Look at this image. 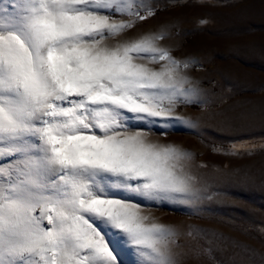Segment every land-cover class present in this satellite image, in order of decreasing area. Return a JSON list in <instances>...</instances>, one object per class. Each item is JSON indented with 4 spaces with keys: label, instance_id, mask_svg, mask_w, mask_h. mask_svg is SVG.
I'll return each mask as SVG.
<instances>
[{
    "label": "snow or ice",
    "instance_id": "6c2138e0",
    "mask_svg": "<svg viewBox=\"0 0 264 264\" xmlns=\"http://www.w3.org/2000/svg\"><path fill=\"white\" fill-rule=\"evenodd\" d=\"M152 15L0 0V264H178V233L144 209L198 196L187 153L151 138L191 123L176 110L198 100L196 61L133 34Z\"/></svg>",
    "mask_w": 264,
    "mask_h": 264
},
{
    "label": "rangeland",
    "instance_id": "374dc122",
    "mask_svg": "<svg viewBox=\"0 0 264 264\" xmlns=\"http://www.w3.org/2000/svg\"><path fill=\"white\" fill-rule=\"evenodd\" d=\"M144 3L155 15L133 34L167 32L173 54L196 61L199 90L176 110L191 123L151 137L187 153L198 196L145 213L178 233V264H264V0ZM122 260L132 264L131 254Z\"/></svg>",
    "mask_w": 264,
    "mask_h": 264
}]
</instances>
